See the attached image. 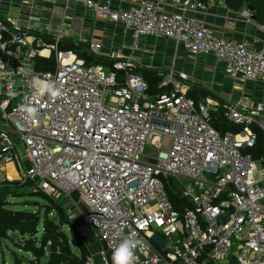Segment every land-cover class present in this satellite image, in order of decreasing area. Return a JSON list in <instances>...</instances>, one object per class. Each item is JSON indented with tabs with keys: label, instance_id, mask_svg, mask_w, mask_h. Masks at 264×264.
Masks as SVG:
<instances>
[{
	"label": "built area",
	"instance_id": "obj_1",
	"mask_svg": "<svg viewBox=\"0 0 264 264\" xmlns=\"http://www.w3.org/2000/svg\"><path fill=\"white\" fill-rule=\"evenodd\" d=\"M54 1L63 13L80 4L120 23L132 53H109L108 69L87 65L72 49L58 48L67 34L63 22L45 44L37 29L0 18V179L11 181L5 170L11 163L18 180L62 202L68 214L75 211L77 233L98 243L100 264H112L113 250L128 238L142 242L136 264H264V154L250 151L253 127L264 134V100L195 102L189 74L173 68L159 73V91L149 98L147 82L132 71L141 38L164 37L190 58L221 60L233 81L264 85V48L216 35L200 17L202 0H129L126 7L112 0ZM244 14L250 22V12ZM253 24L264 34V21ZM100 48L89 43L95 54ZM52 51L53 69H36V57ZM34 76L53 81L61 96H41ZM21 104L39 109L35 120ZM217 116L241 128L220 132L212 124ZM146 144L152 154L144 155ZM168 187L185 206L173 205ZM83 264H94L92 256Z\"/></svg>",
	"mask_w": 264,
	"mask_h": 264
},
{
	"label": "crops",
	"instance_id": "obj_2",
	"mask_svg": "<svg viewBox=\"0 0 264 264\" xmlns=\"http://www.w3.org/2000/svg\"><path fill=\"white\" fill-rule=\"evenodd\" d=\"M94 1L102 2L103 0ZM128 2L129 0H112V5L126 7ZM203 3L205 13L200 17L216 35L241 43L248 48H264V34L253 24L263 22L264 13L258 15L251 2L244 0L242 5L236 8L230 7L225 0H205ZM60 9L62 4L54 0H0V18L16 22L21 29L30 32L37 29L35 33L52 40L57 26L63 22V28L67 34L63 36L62 43L76 44L87 52L93 53L89 50V43L99 42L101 48L98 54L107 58L111 52L125 56L132 53L130 33L123 32L120 23L110 22L104 17L95 15L91 9L80 4L69 5L67 11H71L72 14L68 17L65 15L67 11L63 13ZM166 9L171 10L169 7ZM245 11L250 12V22L246 21ZM134 55L137 66L154 70L158 74L168 68L186 71L190 76L188 81L190 87L198 85L221 97H223L219 93L221 91L227 94L239 92L238 85L230 82L240 81L225 80L226 75L223 72L221 60L210 55H197L190 58L180 45L167 38L143 36L139 42V49L134 52ZM92 64L96 63L88 65ZM207 82L211 86L206 85ZM255 82L260 84L263 94L259 95L255 91L251 93L255 97H261L264 95V85L259 81ZM18 156L20 162L24 163L26 156L21 146L18 148ZM1 255L0 249L2 261ZM11 255L12 253L10 254L12 258Z\"/></svg>",
	"mask_w": 264,
	"mask_h": 264
},
{
	"label": "trees",
	"instance_id": "obj_3",
	"mask_svg": "<svg viewBox=\"0 0 264 264\" xmlns=\"http://www.w3.org/2000/svg\"><path fill=\"white\" fill-rule=\"evenodd\" d=\"M205 1V0H203ZM230 7H239L242 5L244 0H225ZM251 2L257 11V14L264 13V2L263 0H248ZM36 36H41L38 33H34ZM44 43H51V38L41 36ZM59 49H72L78 56L84 58L86 64L96 63L106 67H110L113 60L106 56L89 53L80 46L71 43L58 44ZM55 64L54 52L52 51L48 58L36 57L35 67L40 70H51ZM133 72L140 73L144 80L147 82V96L153 98L159 91L156 87V83L160 76L158 72L150 70L148 68H142L136 66L132 68ZM121 76V72H119ZM188 96L194 99L195 102L205 97H216L211 91L204 87L191 85L188 92ZM213 126L221 131L230 129L234 132L239 131L240 125L226 122L222 117L217 116L212 120ZM257 140L251 152L255 158L264 154V134L258 131L255 127ZM26 182V181H25ZM17 183L16 181H3L0 185V240L5 239L9 236V232H14L12 237V243L20 250L29 253L32 257H35L37 261L35 264H41L39 258L46 257L47 264H83L84 258L88 255L86 248L81 244L80 240L76 237V244L79 249V254H73L67 235L62 230L63 226L69 228L70 233L75 236L76 234L70 227L69 220L64 212V206L62 202L52 200L45 193L35 190L31 195L41 198L44 200L43 212L40 214V210H24V209H12L10 202L6 199L7 193L11 192V186ZM27 183L31 181L27 180ZM167 194L170 201L176 208L185 206L186 203L179 197L178 191L167 188ZM54 212L52 217L48 214ZM13 264H21L23 261L30 260L33 258H26L23 255L17 254L13 250L12 252Z\"/></svg>",
	"mask_w": 264,
	"mask_h": 264
},
{
	"label": "rangeland",
	"instance_id": "obj_4",
	"mask_svg": "<svg viewBox=\"0 0 264 264\" xmlns=\"http://www.w3.org/2000/svg\"><path fill=\"white\" fill-rule=\"evenodd\" d=\"M54 9H55V7H54ZM61 10L62 9H60V11ZM71 14H72V12L69 10L65 13L66 17L70 16ZM224 78H225V80H229V78L227 76ZM230 83H235V85L237 84L239 87L238 88L239 92H237L235 94L234 93L233 94L232 93L227 94V92H223V91L219 92L220 95H222L223 97L230 98V99H236L240 96H244V97H247L248 99H250L251 101H255V102L264 100V95L261 97L260 96L255 97V95L251 93L252 91L253 92L255 91V93H258L259 95L263 94L262 93L263 92L262 87L260 86V84H257L255 81L254 82L253 81L230 82ZM206 85H210V83L207 82ZM152 153H153L152 149L150 148V146L148 144H146L145 149H144V155H148V154H152ZM3 181H7V180L1 178L0 179V185L2 184ZM11 181L12 182L16 181L17 183H15V184H13V186H11V190H10L11 192L7 193V195L5 196L6 199L10 202V207L12 209H15V210H18V209L37 210V209H39L40 214H42L43 206H44V200L31 195L32 192L35 191L33 184L27 183V180L11 179ZM58 202H60V201H58ZM65 207L66 206H64V212L66 213V216L69 220L70 227L72 226V230L76 234L75 236H73L70 233L69 228L67 226L62 227V230L67 235L69 246H70L72 253L77 254V255L79 254V249H78L77 244H76V237H77L80 240L81 244L84 246V248H86L88 255L92 256V258L94 260V264H100L99 259H98V249H99L98 243L90 235L85 236V237H81L77 233L76 226L79 223L80 218L76 214L75 211L68 214L67 211H65ZM53 215H54V212H50L48 214L49 217H52ZM14 234H15L14 232H9V236L7 238L0 240V249H1V254H2L1 255L2 261L0 259V264H13L12 258L10 257V254L12 253L13 250L15 252H17V254L23 255L26 258H33L32 259L33 263L35 261H37V259L35 257H32V255H30L29 253H26V252L20 250L19 248H17L16 246L13 245L11 240H12V237L14 236ZM46 260H47L46 257H42V258H39L38 261L41 264H47ZM29 263H30V260H27V261H23L21 264H29Z\"/></svg>",
	"mask_w": 264,
	"mask_h": 264
},
{
	"label": "clouds",
	"instance_id": "obj_5",
	"mask_svg": "<svg viewBox=\"0 0 264 264\" xmlns=\"http://www.w3.org/2000/svg\"><path fill=\"white\" fill-rule=\"evenodd\" d=\"M32 87L39 92L41 96L47 94L52 100L61 96V88L53 81L40 76L32 78ZM19 110L26 114L30 120H35L39 109L31 104H21ZM95 220V218H93ZM141 227L144 225L141 224ZM141 241L128 238L123 240L114 250L112 254V264H136V250L141 246Z\"/></svg>",
	"mask_w": 264,
	"mask_h": 264
},
{
	"label": "bare ground",
	"instance_id": "obj_6",
	"mask_svg": "<svg viewBox=\"0 0 264 264\" xmlns=\"http://www.w3.org/2000/svg\"><path fill=\"white\" fill-rule=\"evenodd\" d=\"M6 175L9 179H17L18 174L11 163H8L5 167Z\"/></svg>",
	"mask_w": 264,
	"mask_h": 264
},
{
	"label": "water",
	"instance_id": "obj_7",
	"mask_svg": "<svg viewBox=\"0 0 264 264\" xmlns=\"http://www.w3.org/2000/svg\"><path fill=\"white\" fill-rule=\"evenodd\" d=\"M246 1H247V0H245V2H246ZM152 240H154L155 242H157V243L159 244V247H162V246L164 245V243H165V242H161V241H159V237L156 236V235L152 236Z\"/></svg>",
	"mask_w": 264,
	"mask_h": 264
}]
</instances>
